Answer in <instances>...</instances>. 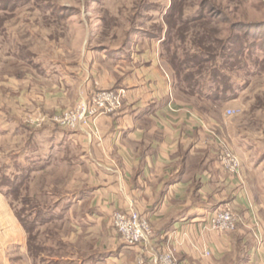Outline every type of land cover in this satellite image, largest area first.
<instances>
[{"label": "crops", "instance_id": "obj_1", "mask_svg": "<svg viewBox=\"0 0 264 264\" xmlns=\"http://www.w3.org/2000/svg\"><path fill=\"white\" fill-rule=\"evenodd\" d=\"M120 61L90 59L49 86L22 80L14 88L6 85L7 95L0 97V165L13 168V177L25 176L26 191H37L29 194L41 204L42 225L62 222L69 230L64 237L47 231L42 263L136 264L142 250L169 246L178 264H264V202L247 181L243 162L241 179L221 169L210 134L225 138L220 122L179 97L153 44L122 67ZM106 89L125 96L119 109L95 122L94 133L64 131L48 121ZM10 95L15 109L7 105ZM9 117L22 127L17 132L16 126L12 141L6 139ZM37 117L48 122L36 128L30 121ZM129 203L153 228L145 245L120 243L111 226V214L126 211ZM219 208L237 217L234 232L209 231V217ZM55 238L71 250L61 256L50 245ZM0 264H35L24 227L1 189Z\"/></svg>", "mask_w": 264, "mask_h": 264}, {"label": "rangeland", "instance_id": "obj_2", "mask_svg": "<svg viewBox=\"0 0 264 264\" xmlns=\"http://www.w3.org/2000/svg\"><path fill=\"white\" fill-rule=\"evenodd\" d=\"M143 43L159 48L178 95L186 85L179 81L195 75L193 81L203 87L201 97L210 99L183 93L179 97L220 122L232 152L248 169L256 198L264 202V0H0V97L22 80L49 86L57 77L87 66L90 59L107 65L119 59L122 67ZM196 63V69H186ZM214 71L220 72L219 87L208 83ZM214 97L219 102L213 103ZM9 98L7 105L16 107L13 96ZM9 118L6 139L12 141L16 126L17 132L22 127ZM5 167L1 163L0 189L29 227L41 205L30 196L36 190H27L28 195L22 185L13 193L15 171ZM38 227V235L32 233L40 243L48 239V230L69 235L62 222ZM50 245L61 256L71 250L56 238ZM86 246L90 250L94 245ZM42 256L45 251L35 264H43Z\"/></svg>", "mask_w": 264, "mask_h": 264}, {"label": "built area", "instance_id": "obj_3", "mask_svg": "<svg viewBox=\"0 0 264 264\" xmlns=\"http://www.w3.org/2000/svg\"><path fill=\"white\" fill-rule=\"evenodd\" d=\"M122 90L97 91L89 99H81L72 108L62 110L54 114L48 121L64 131H81L94 133L95 122L103 116L112 115L120 108L124 99ZM228 114L230 112L228 111ZM45 117L32 119L31 124L40 128L48 122ZM212 142L218 149V160L221 169L228 175L241 179V163L239 158L232 152L228 142L213 131ZM110 223L119 240L126 246L145 245L153 237V228L149 221L138 213L133 203H129L126 211H115L110 216ZM238 219L228 209H216L208 220L209 231L214 235H225L236 229ZM204 256L210 253L204 252ZM136 264H178L169 246L165 250L152 252L142 250L138 254Z\"/></svg>", "mask_w": 264, "mask_h": 264}, {"label": "trees", "instance_id": "obj_4", "mask_svg": "<svg viewBox=\"0 0 264 264\" xmlns=\"http://www.w3.org/2000/svg\"><path fill=\"white\" fill-rule=\"evenodd\" d=\"M205 33V32H204ZM205 35V34H204ZM205 38V37H204ZM207 53H209V52H207ZM210 54V53H209ZM193 57V60H195V56H192ZM211 59H209L207 62H209ZM197 66H200V63H196L195 65H190L188 68H186L187 70L189 69V68H192V69H196L197 68ZM191 69V70H192ZM213 69L215 70V66L213 67ZM219 72V71H218ZM217 71H216V74L217 75H215V71L213 72L214 74L212 75V79L210 80V81H208V83H209V85H210V87H213L214 85L216 86V85H218V87L219 86H221L222 85V83L223 82H219V80H218V76L220 75V72L218 73ZM219 74V75H218ZM194 78H195V75H186L181 81H179V83L181 84V86H184L185 84V86H184V88L182 87V93L183 94H185V95H188V96H190V97H193L195 94L196 95H199V97H201L202 95H201V93H203V87H200V84H199V81H196V82H194L193 80H194ZM212 83V84H211ZM200 87V88H199ZM210 89V88H209ZM199 90V91H198ZM214 90H218L217 88H215ZM203 100H209L210 99V97H209V95L208 96H205V95H203V97H201ZM212 100V102L214 103V102H219V97H214V98H212L211 99ZM198 108V110L199 111H202V112H206L204 109H202L201 107H197ZM13 180L14 181H17V188H13L12 189V192L14 193V192H16V193H18V191L22 188V185L25 187L26 186V177L25 176H19V177H14L13 178ZM20 186H21V188H20ZM20 189H19V188ZM7 195H8V193H7ZM38 207V206H37ZM15 216H16V218L18 219V221L22 224V226L24 227V230H25V232H26V234H27V244H28V254H29V257L31 258V259H33L34 260V262L36 261V258H37V256H39L42 252H46V250H44L45 248L44 247H42V245L40 244V242H39V239H38V242L37 243H34V242H36L37 241V239H35L34 237H33V233L32 232H34V231H37L36 232V235H38V230H36L37 229V227L39 226V224L40 223H43L44 222V220H46V218H43V217H45V216H42V214L40 213V210H38L37 211V215L35 216V219L33 220V222L31 223V225L28 227L26 224H25V222L23 221V219L22 218H20V217H18L16 214H15ZM39 218H40V220H39ZM39 228V227H38ZM35 235V236H36ZM44 248V249H43ZM42 261V260H41Z\"/></svg>", "mask_w": 264, "mask_h": 264}]
</instances>
